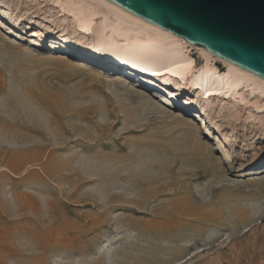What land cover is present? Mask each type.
Segmentation results:
<instances>
[{"label": "rangeland", "instance_id": "obj_1", "mask_svg": "<svg viewBox=\"0 0 264 264\" xmlns=\"http://www.w3.org/2000/svg\"><path fill=\"white\" fill-rule=\"evenodd\" d=\"M17 24L0 31V264H264V126L156 104Z\"/></svg>", "mask_w": 264, "mask_h": 264}, {"label": "bare ground", "instance_id": "obj_2", "mask_svg": "<svg viewBox=\"0 0 264 264\" xmlns=\"http://www.w3.org/2000/svg\"><path fill=\"white\" fill-rule=\"evenodd\" d=\"M25 1L37 3L36 12L13 17L0 11L3 19H0V31L9 35L6 30L15 28L19 20L27 27L33 23L43 24L46 30L32 31L26 40L34 50L52 51L51 55L58 59L80 60L110 78L113 74L116 80L136 83L134 86L156 104L161 102L165 106L172 102L180 109L200 112L216 122L226 121L241 108L247 112V116H243L245 121H252V126L256 123L264 126V79L166 30L145 26L104 0ZM42 8L46 12L37 18ZM53 31L55 40L45 43V38ZM15 39L20 41L21 38L17 35ZM197 59L201 61L198 63ZM215 107L220 112L212 115ZM251 134L261 136L262 132L252 131ZM36 168L29 165L22 174ZM3 171L9 170L0 166V174ZM193 254H189L188 259L191 260Z\"/></svg>", "mask_w": 264, "mask_h": 264}, {"label": "water", "instance_id": "obj_3", "mask_svg": "<svg viewBox=\"0 0 264 264\" xmlns=\"http://www.w3.org/2000/svg\"><path fill=\"white\" fill-rule=\"evenodd\" d=\"M264 79V0H104Z\"/></svg>", "mask_w": 264, "mask_h": 264}]
</instances>
